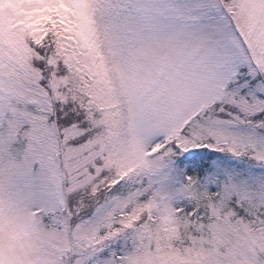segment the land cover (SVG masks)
Here are the masks:
<instances>
[{
  "label": "snow or ice",
  "instance_id": "6c2138e0",
  "mask_svg": "<svg viewBox=\"0 0 264 264\" xmlns=\"http://www.w3.org/2000/svg\"><path fill=\"white\" fill-rule=\"evenodd\" d=\"M0 264H264V0H0Z\"/></svg>",
  "mask_w": 264,
  "mask_h": 264
}]
</instances>
